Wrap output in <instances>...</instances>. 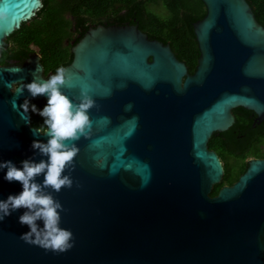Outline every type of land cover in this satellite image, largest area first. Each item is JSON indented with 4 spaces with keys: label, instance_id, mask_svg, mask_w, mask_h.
I'll use <instances>...</instances> for the list:
<instances>
[{
    "label": "water",
    "instance_id": "obj_1",
    "mask_svg": "<svg viewBox=\"0 0 264 264\" xmlns=\"http://www.w3.org/2000/svg\"><path fill=\"white\" fill-rule=\"evenodd\" d=\"M201 1L192 73L137 24L90 26L72 45L61 91L78 103L85 89L96 106L91 134L65 141L79 147L74 170L64 173L72 187L46 191L63 205L60 226L75 244L57 254L21 240L29 231L18 222L21 208L0 221V264H264V158H249L234 182L211 195L223 166L208 148L214 132L234 123L233 108L264 118V27L246 0ZM4 7L3 46L42 2L0 0ZM42 70L37 53L22 65L0 64V161L22 167L25 159H47L31 147L47 142L46 128L32 126L31 111L19 107L47 97L10 88L47 80ZM6 171L0 200L22 191L4 179Z\"/></svg>",
    "mask_w": 264,
    "mask_h": 264
},
{
    "label": "trees",
    "instance_id": "obj_2",
    "mask_svg": "<svg viewBox=\"0 0 264 264\" xmlns=\"http://www.w3.org/2000/svg\"><path fill=\"white\" fill-rule=\"evenodd\" d=\"M42 7L23 21L1 47L0 64L22 62L35 48L41 55L44 71L56 72L71 60L68 43L74 33L83 34L90 26L137 24L151 39L168 43L189 73L199 55L192 23L205 14L201 0H41ZM256 20L264 27V0H246ZM37 108L44 105L30 101ZM234 123L214 132L208 148L216 152L223 166V176L212 188L215 195L224 184H231L247 167V157L264 158V118L242 106L232 109ZM30 124L44 130V119L31 112Z\"/></svg>",
    "mask_w": 264,
    "mask_h": 264
},
{
    "label": "clouds",
    "instance_id": "obj_3",
    "mask_svg": "<svg viewBox=\"0 0 264 264\" xmlns=\"http://www.w3.org/2000/svg\"><path fill=\"white\" fill-rule=\"evenodd\" d=\"M9 15L6 7L0 8V21H7ZM0 47L3 45L0 44ZM65 71L60 67L56 74L47 80L34 78L30 83L20 82L19 87H15V82L10 84L14 93L22 95L27 89L32 98L47 97V103L42 109L37 108L27 98L19 106L25 113H38L44 119L47 142L35 139L31 147L36 154L47 159H40L38 162L32 158L25 159L21 161L22 167H17L11 160L0 161V170L7 169L4 179L22 185L21 192L9 194L7 199L0 200V221L21 208L26 209L18 217V222L27 225L29 231L22 233L20 239L57 254L74 247L75 239L70 229L60 226V213L65 210L63 205L46 189L50 188L59 193L63 187H72L70 173H64L70 165L74 170V159L79 147L75 143L69 144L65 141H77L81 136L86 138L91 134L89 109L96 106L95 100L85 89H81L78 103H74L61 91V86L67 82ZM41 175L43 180L38 182L37 177ZM37 221H42L43 227L38 225Z\"/></svg>",
    "mask_w": 264,
    "mask_h": 264
},
{
    "label": "flooded vegetation",
    "instance_id": "obj_4",
    "mask_svg": "<svg viewBox=\"0 0 264 264\" xmlns=\"http://www.w3.org/2000/svg\"><path fill=\"white\" fill-rule=\"evenodd\" d=\"M42 2V1H41ZM84 34V33H83ZM83 34H81V35H79V34H77V33H74V35H73V38H71L70 40H69V42L68 43H70L71 44V46H70V52H71V47H72V45L75 43V42H77L78 40H79V38L83 35ZM6 40V39H5ZM8 45V43L6 42V45L5 46H7ZM34 49V51L33 52H31V54L27 57V58H29L31 55H33L34 53H37L38 55H39V61H40V63H41V65H42V67H43V70H42V74H43V76L45 77V78H49L50 76H52V75H55L56 74V72H53V71H47V72H45L44 71V65H43V61L41 60V55H40V53L35 49V48H33ZM71 55H72V52H71ZM27 58H25L22 62H17V61H13V60H11L9 63H7V64H1V65H8V64H17V65H22L24 62H25V60L27 59ZM71 59H72V56H71ZM71 61V60H70ZM70 62H68L67 64H69ZM67 64H65V65H67ZM65 65H63V66H65ZM62 66V67H63ZM38 104H40V105H45L44 103H38ZM255 122H256V117H255ZM251 158H257V157H251ZM258 158H263V157H258Z\"/></svg>",
    "mask_w": 264,
    "mask_h": 264
},
{
    "label": "rangeland",
    "instance_id": "obj_5",
    "mask_svg": "<svg viewBox=\"0 0 264 264\" xmlns=\"http://www.w3.org/2000/svg\"><path fill=\"white\" fill-rule=\"evenodd\" d=\"M252 156H249V157H247V160L249 159V158H251Z\"/></svg>",
    "mask_w": 264,
    "mask_h": 264
}]
</instances>
